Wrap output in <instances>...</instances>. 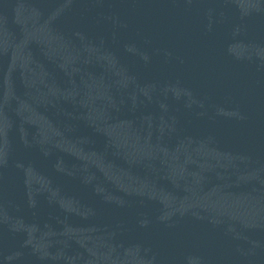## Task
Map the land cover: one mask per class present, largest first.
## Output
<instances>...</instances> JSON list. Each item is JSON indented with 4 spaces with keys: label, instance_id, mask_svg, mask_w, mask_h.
Instances as JSON below:
<instances>
[{
    "label": "water",
    "instance_id": "water-1",
    "mask_svg": "<svg viewBox=\"0 0 264 264\" xmlns=\"http://www.w3.org/2000/svg\"><path fill=\"white\" fill-rule=\"evenodd\" d=\"M0 264H264V0H0Z\"/></svg>",
    "mask_w": 264,
    "mask_h": 264
}]
</instances>
